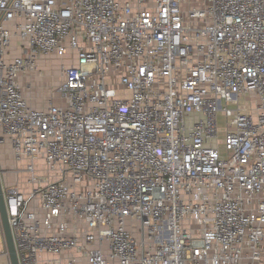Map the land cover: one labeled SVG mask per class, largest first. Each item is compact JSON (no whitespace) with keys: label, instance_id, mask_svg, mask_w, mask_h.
<instances>
[{"label":"built area","instance_id":"2783aa9c","mask_svg":"<svg viewBox=\"0 0 264 264\" xmlns=\"http://www.w3.org/2000/svg\"><path fill=\"white\" fill-rule=\"evenodd\" d=\"M2 148L20 264H264V0H0Z\"/></svg>","mask_w":264,"mask_h":264},{"label":"rangeland","instance_id":"374dc122","mask_svg":"<svg viewBox=\"0 0 264 264\" xmlns=\"http://www.w3.org/2000/svg\"><path fill=\"white\" fill-rule=\"evenodd\" d=\"M195 1V0H194ZM197 5H203L201 2L197 1ZM69 61L59 59L57 57L51 56L46 57L42 59V63H40V70L42 71L41 76L43 78H38L34 80L35 87H37L40 91V93H37V88L34 87V89L29 92L28 94L33 100L37 99L36 102L38 104H41L39 102L42 100V103H44L48 97V94H53L54 92L52 89H55L57 86H59L62 83V79L60 77V69L63 65L68 64ZM35 95L37 96L35 98ZM43 105V104H42ZM226 127V122L220 118L219 120V128H220V135L219 138L223 140L224 138V128ZM0 164L3 167V178L7 186L20 183L22 187H26L27 181L30 177V174L26 172V165L23 163L22 165H18L15 163L12 154L8 149H0ZM38 174L43 176L47 175L48 170L44 163H39L37 165ZM28 187V186H27ZM3 245H1V248ZM2 258V257H1ZM0 264H6L4 263V259H0Z\"/></svg>","mask_w":264,"mask_h":264},{"label":"water","instance_id":"95a60500","mask_svg":"<svg viewBox=\"0 0 264 264\" xmlns=\"http://www.w3.org/2000/svg\"><path fill=\"white\" fill-rule=\"evenodd\" d=\"M0 216L3 224L6 246L9 252V263L20 264L15 241H14V235L8 216L1 168H0Z\"/></svg>","mask_w":264,"mask_h":264},{"label":"crops","instance_id":"0c3cea01","mask_svg":"<svg viewBox=\"0 0 264 264\" xmlns=\"http://www.w3.org/2000/svg\"><path fill=\"white\" fill-rule=\"evenodd\" d=\"M15 43H14V45L17 43V41H14ZM12 52V54H11V56H13V55H16L17 53H18V51L15 49V46L13 47V50L11 51ZM40 63H42V61L40 62ZM35 79H38V78H35ZM35 88H37V87H35ZM38 89V88H37ZM37 93H40V91H39V89L37 90ZM37 96L35 95V98H36ZM47 99V98H46ZM36 100L37 99H35V100H33L32 98H31V103L33 104V106H35V107H44V106H46V101L44 102V103H42V100H40L39 102H41V104H38L37 102H36ZM43 104V105H42ZM69 255H71V256H75V257H79L80 258V261H81V263L80 264H85V260L84 259H82L80 256V254L79 253H77V252H73V253H70ZM3 258V257H2ZM2 258H0V259H2ZM4 259V263L6 262V264H10L9 263V260L8 259H6V258H3Z\"/></svg>","mask_w":264,"mask_h":264}]
</instances>
